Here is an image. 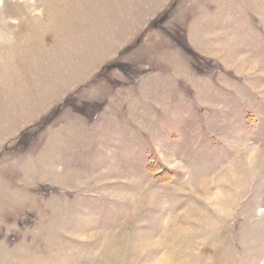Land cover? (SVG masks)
<instances>
[{
	"label": "rangeland",
	"instance_id": "obj_1",
	"mask_svg": "<svg viewBox=\"0 0 264 264\" xmlns=\"http://www.w3.org/2000/svg\"><path fill=\"white\" fill-rule=\"evenodd\" d=\"M0 264H264V0H0Z\"/></svg>",
	"mask_w": 264,
	"mask_h": 264
},
{
	"label": "bare ground",
	"instance_id": "obj_2",
	"mask_svg": "<svg viewBox=\"0 0 264 264\" xmlns=\"http://www.w3.org/2000/svg\"><path fill=\"white\" fill-rule=\"evenodd\" d=\"M251 159H253V157H251Z\"/></svg>",
	"mask_w": 264,
	"mask_h": 264
}]
</instances>
